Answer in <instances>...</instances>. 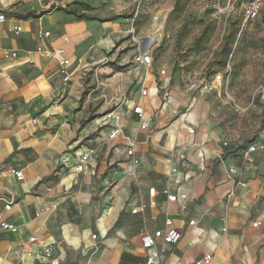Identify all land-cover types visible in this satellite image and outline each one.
Returning a JSON list of instances; mask_svg holds the SVG:
<instances>
[{"label":"crops","instance_id":"crops-1","mask_svg":"<svg viewBox=\"0 0 264 264\" xmlns=\"http://www.w3.org/2000/svg\"><path fill=\"white\" fill-rule=\"evenodd\" d=\"M100 1L0 0V13L6 15L0 24V198L13 202L6 212L0 201V214L19 227L16 233H0V264H143L141 237L166 228L180 229L183 237L167 247L162 264H194L204 255H212L213 264H264L261 182L248 177L251 170L241 155H224L217 131H199L208 102L180 87L159 85L164 68L154 72L135 63L120 69L123 61L110 54L119 35L99 19L95 6ZM17 25L23 27L21 35L8 31ZM40 29L51 32L46 46L64 48L72 60L70 82L58 76L57 58L37 52ZM6 50L19 57L6 59ZM136 81L145 82L149 95L140 92L130 105L111 110L121 115L123 134L110 139L111 127H104L99 116L90 121L83 95L87 88L91 98L106 91L119 94ZM135 104L144 106L146 130L140 129ZM104 111L100 107L97 114ZM263 136L262 131L257 140ZM130 140L141 161L136 177L127 156ZM200 145L207 159L204 173L194 164L183 167L179 156L190 146L189 155L197 157ZM85 154L90 160L80 172ZM231 168L242 172L246 188L238 187ZM18 170L23 181L14 175ZM167 189L187 194L185 207L170 202ZM142 206L144 211L131 212ZM31 236L38 242L29 243ZM47 245L53 258L35 259Z\"/></svg>","mask_w":264,"mask_h":264},{"label":"rangeland","instance_id":"rangeland-1","mask_svg":"<svg viewBox=\"0 0 264 264\" xmlns=\"http://www.w3.org/2000/svg\"><path fill=\"white\" fill-rule=\"evenodd\" d=\"M209 1L101 0L95 8L99 19L119 35L110 54L115 52L123 61L121 70L136 66L132 51L145 46L154 56V72L159 68L167 70L162 80L157 76L158 84H168L170 90L180 87L186 91L192 80L199 84L204 79L213 81L218 73L223 75L219 90L206 97L196 95L198 101L210 104L199 131L203 127L217 131L224 155L238 158L260 138L264 128V106L259 96V88L264 86V10L258 19L244 23V18L238 17L242 1L238 0V12L227 20L207 8ZM49 12L51 7L36 17ZM227 65L231 66L230 73L225 71ZM87 89L83 101H89V118H95L120 105H130L140 97L142 87L136 81L122 93L106 91L92 98ZM103 106L104 113L97 114ZM248 167V177L261 182L257 200L264 206V154H258Z\"/></svg>","mask_w":264,"mask_h":264},{"label":"built area","instance_id":"built-area-1","mask_svg":"<svg viewBox=\"0 0 264 264\" xmlns=\"http://www.w3.org/2000/svg\"><path fill=\"white\" fill-rule=\"evenodd\" d=\"M242 1L241 12L244 17V23L248 21H254L260 17L264 10V0H240ZM238 0H210L207 4V8L214 11V13L219 14V16L224 17L226 20L233 17L238 11ZM6 22V15L4 13H0V24ZM10 33L15 35H21L23 33V27L21 25L13 26L8 29ZM37 39L39 41V45L37 47V52L41 55H44L48 58H57L58 59V76L62 77L64 82H70L72 79V74L70 72V68L73 66L72 60L66 55V51L64 48H49L46 46L45 42L47 39L51 37V32L46 31L44 29H40L36 33ZM67 42L68 38L65 39ZM6 59H16L19 57L18 52L16 51H5ZM154 56L153 54L144 49H139V51L134 56V63L144 66L147 69L152 68L154 65ZM231 66L227 65L226 72L230 73ZM167 75L166 69H161L159 71L160 77H165ZM224 78L221 73L215 75L213 81H208L206 79L202 80L199 84L197 81H190V85L188 88V92L194 93L198 97H206L214 90H219L222 87V82ZM141 94L142 97H147L149 95V89L145 86V82H141ZM259 96L260 100L264 106V86L261 85L259 88ZM133 112L139 118V125L141 130H146L148 128L145 119V111L143 105L135 104L133 106ZM102 121V125L104 127H111L110 139H116L120 135L123 134V127L120 125L121 115L116 111H109L100 117ZM33 123H37V120L34 119ZM264 129V128H263ZM189 132L191 135L196 133V129L194 127L189 128ZM264 132V130H263ZM135 140H130L127 147V156L129 158V162L131 168L133 170L132 175L136 177V169L140 166L141 161L136 157V147ZM225 146H228V143H223ZM189 150L191 147H186L180 151V160L183 167H188L189 165H196L200 172H205L207 169V159L205 148L200 145L198 146L197 157H193L189 155ZM257 154H264V136L260 140H256L242 152L241 157L244 163V166L249 163H253L254 158ZM90 160V155L85 154L81 159V163L78 165L77 170L83 172L86 170V165ZM230 174L237 177V185L241 188H246L247 183L242 180V172L237 168H231ZM14 175L19 181L24 180V173L22 170L14 171ZM165 194L168 196V200L172 203H179L185 207L186 202L188 201L187 194L177 195L170 193L167 189L165 190ZM232 197V193L227 196V201ZM0 201L5 203L4 210L9 212L12 210L13 202L0 198ZM145 206H142L140 209L135 208L132 209L131 212L133 214H138L141 211H144ZM45 210H41L40 212H44ZM39 213H37L38 215ZM171 222L167 221V225H170ZM195 221H191L190 225H194ZM260 222L256 221L253 223L255 228L259 227ZM19 227L5 219L0 214V233L1 232H18ZM226 232V228L223 230ZM183 237V233L178 228H166L156 230L153 234L146 233L141 237V246L146 253V258L143 264H162L163 254L167 251V247L178 245ZM98 235H94L93 239H97ZM29 243H37L38 238L36 236H31L29 238ZM33 255V253H29ZM53 247L51 245L42 246L41 251L34 255L35 259L40 260L42 258H53ZM214 257L212 255H204L196 259L194 264H213Z\"/></svg>","mask_w":264,"mask_h":264},{"label":"trees","instance_id":"trees-1","mask_svg":"<svg viewBox=\"0 0 264 264\" xmlns=\"http://www.w3.org/2000/svg\"><path fill=\"white\" fill-rule=\"evenodd\" d=\"M261 16V15H260ZM238 17H243V14H242V12L240 13V14H238ZM244 18V17H243ZM242 18V19H243ZM258 19V18H257ZM243 21H244V19H243ZM95 118H90V121H92V120H94Z\"/></svg>","mask_w":264,"mask_h":264}]
</instances>
